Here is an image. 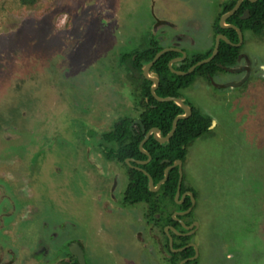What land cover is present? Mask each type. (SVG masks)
Instances as JSON below:
<instances>
[{"label": "rangeland", "instance_id": "obj_1", "mask_svg": "<svg viewBox=\"0 0 264 264\" xmlns=\"http://www.w3.org/2000/svg\"><path fill=\"white\" fill-rule=\"evenodd\" d=\"M180 1L187 13L180 14L176 9L167 13L169 18L164 17L165 13L152 0H37L32 5H24L21 0H0V152L17 153L26 166L33 164L32 158L55 159V170L51 175L48 173L51 182H40L32 198L41 209L33 214V233L38 230L44 235L47 228L52 230V226L64 224L63 241L82 239L91 249V239L98 234L95 233L98 215L94 210L86 211L82 205L78 197L81 184L78 177L73 178L76 175L71 170L73 163L65 159L68 156L73 160L71 157L78 150V108L70 105L61 112L58 105L51 109L52 98L60 103L61 75H72L73 88L78 75L85 72L92 84L97 82L102 89L98 76L102 70L113 69L108 66L110 63L117 64L122 55L129 58L132 53L149 48L159 36L170 38L180 32L188 35L181 46L189 57L207 51L214 42L219 0ZM160 19L167 23L157 27ZM246 39V52L258 61V75H253L244 86L243 97L238 96V89L220 93L222 101L211 94L210 88L193 86L183 91L187 100L201 109L211 110L218 118L215 133L196 140L189 148L183 168L185 184L198 189L201 195L198 214L203 230L196 237L202 254L200 264H264V71L260 66L264 64V35L247 33ZM167 42L170 44L169 39ZM90 56L99 58V62L86 66L80 73L82 63L88 64ZM118 75L122 78L123 71H118ZM50 76L57 84L53 97ZM126 82L121 83V95L115 99V114L137 117L139 109L127 103L126 98L132 95L127 93ZM36 95L40 100L39 113L50 117L51 128L46 129L44 139L36 135L38 144L45 145L32 156L35 150L29 149L26 143L35 137L36 130L44 133L41 125L45 126L43 117L36 119L40 123L34 121L36 107L30 101ZM16 108L19 109L13 122L2 125L14 115ZM21 133L25 143L19 145L17 137ZM52 143L57 144L56 150L60 153H49ZM67 179L69 183L63 181ZM66 197L68 207L62 204ZM120 214L119 211L111 219L108 216L106 221L100 220L104 226L101 230L115 234L119 229L122 235H132L130 228L122 224ZM68 215L65 221L63 218ZM92 250L96 256L98 252H105L103 246L98 247L99 251ZM0 255L7 259L15 256ZM49 259L54 261L55 256L50 255ZM98 263L102 261L98 259Z\"/></svg>", "mask_w": 264, "mask_h": 264}, {"label": "flooded vegetation", "instance_id": "obj_2", "mask_svg": "<svg viewBox=\"0 0 264 264\" xmlns=\"http://www.w3.org/2000/svg\"><path fill=\"white\" fill-rule=\"evenodd\" d=\"M231 1L232 0H219L218 5L220 10L217 15V18L219 16V21L217 20L219 25L221 17L231 11L239 0H237L234 6L228 10L227 7ZM244 1L239 9L233 14L238 15V20L230 22L229 19L233 15L226 20L227 25L238 27L242 31L243 41L240 45H237L240 43V36L236 28H223L220 25L222 29L227 31V33H222L217 32V24H215L213 30L214 42L212 47L205 52L196 53L194 56L192 55L189 57L185 49L181 46V42L188 38V35L183 32L172 34L170 38L159 36L152 41V44L149 47H161L158 52L163 49H169L162 55L167 52H175L176 55L170 58L167 62L168 67L169 64L172 63L174 69L183 72H187L192 66H194V64L197 65L199 61L207 59L213 55L216 46V38L220 34L225 35L233 43L230 44L225 40H220V47L221 42H225L238 48L236 55L232 56L234 60H232L231 64H223L216 61L215 65L217 69L215 72H213L215 69L211 68L206 76L199 74L194 75L190 85L180 89V96H161L181 98L184 103L190 107L191 113L188 117L180 120L191 118L196 111L200 118L205 120L202 123H208V131L205 134L198 136L195 141L211 137L218 127V118L214 115V112H211V110L207 108L201 109L187 100L183 96V91L193 86L210 88L212 90L211 94L218 96L220 99V93L224 94L226 91H235L238 89V96L243 97L245 90L244 86L252 80L253 75H258V70L256 69L258 61L255 60V58L250 57L246 52V34L251 33L255 36L264 35V21H262L263 34L249 29L245 30L242 22L251 19L252 14L250 9L243 6ZM152 2L154 6L156 4L159 6V11L161 13H165L164 17L171 18V16H167V13L170 11H176V9L180 14H182L181 11L185 14L187 13L185 6L183 7V4L179 3L181 2L180 0H152ZM177 5H180V7ZM154 11L155 9L153 7V13ZM163 22L167 23L166 20H158L157 27ZM171 26L174 28L175 25ZM172 28L170 27L171 30ZM168 39L170 44L167 42ZM138 53L139 52L132 53L129 58H126L124 54V56L122 55L120 57L117 64H107L113 69L100 71L98 82L102 83V89H99L100 84H97V82L92 84L91 78H87V73L85 72L78 75L76 84L71 88L72 84H70V77H72V75H67V73L61 75L60 83L58 85L60 87L63 86L62 91L59 92L62 93L60 103L57 104V98L51 99V95L49 96L51 99V109L56 108L58 105H60L62 109L61 112L66 110L70 105H74V107L78 108V150L77 153L71 157L73 160H70L68 156V158L65 156V159H68L69 162L71 161V163H73L70 165L72 173L76 174L73 178L76 180L78 177V182L81 184V187L78 188V197H80L82 205L84 204L86 211L88 209L94 210L95 215H98V217H95V225H97L95 233L98 234H95L91 239L92 249L97 250L98 247L103 246L105 252H98L100 257H97L98 254L97 256L94 255L91 247H89L87 242L82 239L70 238L63 241V239H65L63 230L64 224H58L55 227L52 226V228H50L52 230L47 228V232L44 235L41 234V232L39 233L37 229V233H33L35 230L33 214L36 211L39 212L41 209L39 206H36L32 198L34 199L36 189H38L37 185H39L40 182L42 183L43 181H46L47 184L51 182L48 176L55 170L53 166L55 159L45 160L43 157L38 159L32 158L30 160H33V164L31 166H26L23 163L24 159L17 153L14 154L7 152L3 154V152H0V253L15 255L10 259H7L6 256L0 255V264H96L98 259L102 261V264L201 263V249L196 241V237L203 230V222L202 219L200 220L198 214V209L201 205V195L198 189L185 184V173L183 168L188 160V151L187 157L185 158L186 160H181L183 174L181 183L180 169L178 165H175L180 159H174L172 163H169L168 159H162L161 164L168 163V165L163 169V177L157 182L154 181L153 189V187L150 186V176L153 180L154 177L147 169L148 164L152 160V155L150 159L149 156L141 150V144L150 131H152V133L149 135L147 141L144 142L143 147L151 139H154L161 144L170 142L177 127L173 136L164 142L155 138L154 129H159L158 136L161 138L166 137L173 128L174 120L180 115H186L187 112L183 107L173 101L182 109V112L175 116L172 122V128L166 135L163 134L159 127H148V125L142 120L140 117V102L145 93L141 88L147 81L151 82L150 92L153 96L152 86L154 85V82L148 79L144 74L143 68L149 62L143 63L142 66V74L145 80L140 78L138 73H134L133 61H136V55H138ZM218 53L207 63H211V61L217 57ZM91 54L92 52L90 55ZM206 54H208V56L200 60L196 59L198 55ZM88 60L90 61L88 64L82 63L84 67L82 70H78L80 73L86 68V66L88 67L89 65L91 66L99 62V58L95 57L88 58ZM56 64L58 65V63ZM186 65H190V67L182 69L183 66ZM201 65H197L196 67ZM153 66L150 68L149 72V75L152 77L154 74H159L153 69ZM260 66H262L264 71V64ZM194 70L186 75H178L172 70L171 72L178 76H188L192 74ZM54 71L56 72L57 69L54 68ZM108 71H110V73H107ZM118 71H123L122 78L119 77ZM159 78L160 83L157 90L160 88L162 80L160 74ZM48 80H50L49 83L51 84L50 87L52 89L53 97V92H57V90H54L57 84L52 81L51 76ZM124 81H127V93L132 95V98H126L128 101L127 103L130 104L133 109H139V115L137 117L132 115L117 117L115 114V107L117 105L115 99H117L118 94L121 95V83ZM76 99L78 100V104H75ZM30 102L34 103L36 107L34 121L43 117L45 122V126L40 124L44 129V133H40L36 130L35 134H33L35 137L30 138L31 141L29 140L28 143H26L29 149L35 150V152L32 153V156H34L42 151V146L45 145L42 142L38 144V138L36 135L43 136L42 138L44 139L45 131H47L46 129L51 128V121L48 122V119L50 118L48 115H40V107L38 104L40 100L38 95H36L35 99H32ZM146 102L149 103L148 97H146ZM23 105H25V102ZM17 109L19 108L14 109V115L9 117L7 119L8 121H4L2 125H7L9 122H13V119L17 114ZM20 111H23V109H20ZM180 120H178V122ZM35 123L40 122L38 120ZM23 134L21 133L17 137L19 145L25 143L22 138ZM141 136L142 139H140L139 142V149L145 157L133 156L131 153L133 144L135 140L141 138ZM4 141H6V139L2 141L3 144ZM56 145L57 144L51 145L52 150L49 153H60V151L56 150ZM191 146H189L187 150H189ZM30 155L31 154H28L27 157H30ZM144 161L146 162L140 163ZM168 167H171L169 170V177L158 187L160 181L165 178V172ZM175 169H177L178 172L176 188H174V183L173 185L166 187V184L169 181H172L170 180V174L174 172ZM134 171L141 172L147 177L146 184L151 193L147 192L143 195V198L139 197L141 193L140 188L134 184ZM146 172L149 175L146 174ZM63 181L69 183V179ZM64 182L62 185L63 189L65 187ZM179 185L181 191L180 196L177 197ZM183 185H185V189H183ZM73 190H75L74 186ZM67 193L68 191L65 190L66 195ZM73 193L70 195H73ZM62 204L68 207L67 205L70 204L69 198H64ZM31 210H33L32 213H30ZM119 211L122 213L120 214L122 224L130 228L132 235H122L119 233V229L116 230L115 234L101 230V227L104 226L100 225V220H103L104 222V220H107L106 217L108 216V219H111L115 215H119ZM89 215L90 214L87 213L86 217ZM68 218L69 215L63 219L68 221ZM47 227H49L48 223ZM103 233L105 234L102 235ZM171 238L173 246H171ZM181 252H186L188 254L181 257L179 254ZM17 254H19L20 257H17ZM50 255L53 257L55 256L54 261L49 259Z\"/></svg>", "mask_w": 264, "mask_h": 264}, {"label": "trees", "instance_id": "obj_3", "mask_svg": "<svg viewBox=\"0 0 264 264\" xmlns=\"http://www.w3.org/2000/svg\"><path fill=\"white\" fill-rule=\"evenodd\" d=\"M37 0H21L22 4L24 5H32L36 3ZM237 0H232L227 7V9H231ZM246 8L250 9L252 17L251 19L243 21V25L245 30H252L254 32L262 33V21H264V0H258L256 2H250L248 0L244 1V5ZM219 21V16L217 18ZM234 20H238V15L235 14L230 17L229 21L233 22ZM216 30L217 32L227 33L224 29H222L219 23H216ZM161 49V47H151L145 49L144 51H138V55H136V61L134 62V73H138L140 78L144 79L142 74V66L143 63L150 62L156 53ZM238 52V48L235 46H231L225 42H221V47L217 57L211 61V63H206L201 66L196 67L194 72L188 76H178L171 72L168 67V61L174 55L175 52H167L162 55L156 63H154L153 69L157 71L161 76V85L160 88L157 90V94L160 96H180V89L182 87H187L193 80L194 75H207L211 68H214L216 71L217 67L215 62L218 61L220 63H227L231 64L232 56H235ZM209 54V53H208ZM206 55H198L196 58L200 60ZM190 65L183 66L182 69L189 68ZM139 80V78H138ZM137 80V81H138ZM151 82L147 81L146 84L143 85L141 89H143L144 93L143 97L141 98L140 106V117L142 120L148 125V127L157 126L159 127L163 134L166 135L172 128V122L176 115L182 112V109L176 105L173 101H166L160 102L156 100L150 92ZM146 97L149 99V103L146 102ZM205 120H202L195 111L194 115L187 119V120H180L178 122L177 130L174 136L171 138L170 142L161 144L154 139L148 141L144 148L149 151L152 155V160L148 164L147 169L149 173L154 177V181L157 182L163 177V169L168 163L161 164L162 159H168L169 163H172L174 159L186 160L187 157V149L191 146L195 139L198 136L205 134L207 129L208 123H202ZM209 122V121H208ZM140 139H136L133 147H132V155L145 157L143 153L139 149V142ZM172 181H169L166 184L167 186L177 185L178 179V172L177 169L174 170L170 174ZM134 180L135 185L138 186L141 190L140 196L143 198L147 192L151 193L147 186V177L138 171H134ZM183 189H185V185H183ZM181 257L186 256L188 253L181 252L179 253ZM176 255V254H173Z\"/></svg>", "mask_w": 264, "mask_h": 264}, {"label": "water", "instance_id": "obj_4", "mask_svg": "<svg viewBox=\"0 0 264 264\" xmlns=\"http://www.w3.org/2000/svg\"><path fill=\"white\" fill-rule=\"evenodd\" d=\"M243 1H244V0H239V1L236 3V5L234 6V8H233L231 11H229L228 13L224 14V15L221 17V20H220V25H221V27H223V28L234 27V28L237 29V31L239 32V36H240V43H238L237 45H240L241 42L243 41V34H242V31H241L238 27L231 26V25H227V24H226V20H227L230 16H232V15H233V14L239 9V7L241 6V4H242ZM248 1H250V2H256V1H258V0H248ZM220 40H225V41H227L228 43L233 44V43H232V42H231V41H230L225 35H223V34L218 35L217 38H216V46H215V50H214L213 55H212L211 57L207 58V59H204V60L199 61V63H198L197 65H201V64L207 63L209 60H212V59L216 56V54H217L218 51H219ZM167 50H169V49H163V50H161L160 52H158V53L155 55V57L153 58V60H152L151 62L147 63V64L144 66V68H143V70H144V74H145V76H146L148 79H150L151 81L154 82V85L152 86V94H153V96H154L157 100H159V101H161V102H164V101H174V102H176L178 105H180L181 107H183V109L187 112V114H186V115H180V116H178V117L174 120L173 128H172L171 132H170L166 137H164V138H161L160 136H158L159 129H157V128L154 129V132H155V138L158 139V140L161 141V142H164V141L169 140L170 137L173 136V134H174V132H175V130H176L178 120H180V119H184V118H187L188 115L191 113V109H190V107L184 103L183 99H181V98H177V97H161V96H159V95L156 93V90H157V88H158V86H159V83H160L159 74H154L153 77L149 75L150 68L154 65L153 63H155V62L161 57V55H162L164 52H166ZM197 65L194 64V66H192L187 72L178 71V70L174 69L173 66H172V63L169 64V67H170V69H171L174 73H176V74H178V75H186V74L191 73ZM151 133H152V131H150V132L148 133L147 137L143 140V142H142V144H141V150H142L144 153H146V154L149 156L150 159H151V154H150L148 151H146V150L144 149L143 144H144V142L147 141V139H148V137H149V135H150ZM145 162H146V161H144V162H140V163H145ZM175 165H178V166H179L180 174H181V178H180V183H181V180H182V177H183V174H182V161H181V160H178V161L175 163ZM170 168H171V167H168V168L166 169V172H165V178H164L162 181H160V183L158 184V187H159L163 182H165V181L168 179ZM146 174H148V173L146 172ZM148 175H149V174H148ZM150 186L153 187V189H154V180H153V178H152L151 176H150ZM180 191H181V188H180V185H179L178 192H177V197L180 196ZM171 246H173V244H172V238H171Z\"/></svg>", "mask_w": 264, "mask_h": 264}]
</instances>
